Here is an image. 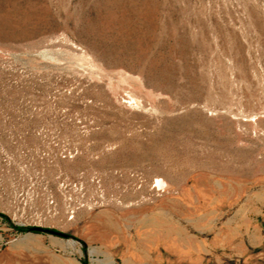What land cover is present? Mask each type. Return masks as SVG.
<instances>
[{
  "label": "rangeland",
  "instance_id": "rangeland-1",
  "mask_svg": "<svg viewBox=\"0 0 264 264\" xmlns=\"http://www.w3.org/2000/svg\"><path fill=\"white\" fill-rule=\"evenodd\" d=\"M0 264H264V0H0Z\"/></svg>",
  "mask_w": 264,
  "mask_h": 264
},
{
  "label": "water",
  "instance_id": "water-1",
  "mask_svg": "<svg viewBox=\"0 0 264 264\" xmlns=\"http://www.w3.org/2000/svg\"><path fill=\"white\" fill-rule=\"evenodd\" d=\"M31 231L49 232V233L56 234V235H59V236H62V237H66V238L69 237V234H66L64 232L53 231V230L42 228V227H32Z\"/></svg>",
  "mask_w": 264,
  "mask_h": 264
},
{
  "label": "bare ground",
  "instance_id": "bare-ground-1",
  "mask_svg": "<svg viewBox=\"0 0 264 264\" xmlns=\"http://www.w3.org/2000/svg\"><path fill=\"white\" fill-rule=\"evenodd\" d=\"M158 183H159V186L161 185L162 181L161 180H158Z\"/></svg>",
  "mask_w": 264,
  "mask_h": 264
}]
</instances>
